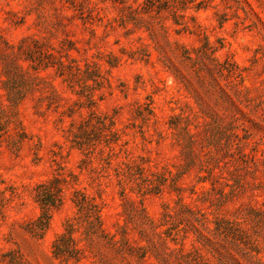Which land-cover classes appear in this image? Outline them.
<instances>
[{
	"label": "rangeland",
	"instance_id": "1",
	"mask_svg": "<svg viewBox=\"0 0 264 264\" xmlns=\"http://www.w3.org/2000/svg\"><path fill=\"white\" fill-rule=\"evenodd\" d=\"M0 264H264V0H0Z\"/></svg>",
	"mask_w": 264,
	"mask_h": 264
},
{
	"label": "trees",
	"instance_id": "2",
	"mask_svg": "<svg viewBox=\"0 0 264 264\" xmlns=\"http://www.w3.org/2000/svg\"><path fill=\"white\" fill-rule=\"evenodd\" d=\"M133 169H138V166L129 164L128 173L132 174ZM147 180V186L160 185L161 181L156 174H152ZM61 189V179L59 177L41 182L36 186L35 197L40 204L41 213L33 222V230L43 231L48 226L52 209L62 202ZM74 203L78 208V217L85 220L88 224L86 235L90 238L97 237L102 240H107L108 238L101 228L98 204L80 192H76ZM73 229L74 223L68 220L65 224L64 231L55 238L52 244V251L57 257L67 259H78L80 257V249L75 245V239L72 235Z\"/></svg>",
	"mask_w": 264,
	"mask_h": 264
}]
</instances>
